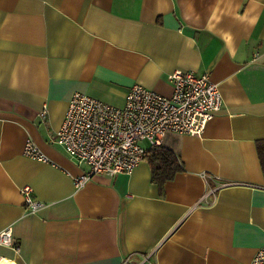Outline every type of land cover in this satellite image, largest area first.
<instances>
[{
    "label": "crops",
    "instance_id": "crops-1",
    "mask_svg": "<svg viewBox=\"0 0 264 264\" xmlns=\"http://www.w3.org/2000/svg\"><path fill=\"white\" fill-rule=\"evenodd\" d=\"M176 69L222 93L200 135L164 137L182 169L160 188L144 158L75 189L88 165L51 141L72 93L119 107L134 84L170 96ZM27 139L52 163L25 156ZM259 146L264 0H0V229L19 246L0 244V264H249L264 245Z\"/></svg>",
    "mask_w": 264,
    "mask_h": 264
},
{
    "label": "built area",
    "instance_id": "built-area-1",
    "mask_svg": "<svg viewBox=\"0 0 264 264\" xmlns=\"http://www.w3.org/2000/svg\"><path fill=\"white\" fill-rule=\"evenodd\" d=\"M259 56L254 55V59ZM173 87L165 96L141 84H134L125 94L123 106H114L86 93H72L60 127L51 141L60 145L69 157L86 163L88 170L73 177L79 189L95 174L116 176L131 174L147 149L160 146L169 132L200 135L207 122L222 107V93L209 74L176 69L167 76ZM47 104L39 111L45 121ZM142 143H146L144 146ZM22 153L30 158L52 163V160L27 139ZM204 180L213 175L202 173ZM234 184V183H221ZM26 210L35 212L44 202L32 196L28 184L20 187ZM12 225L0 229V244L16 251ZM124 264V262L122 263ZM249 264H264V245L259 246Z\"/></svg>",
    "mask_w": 264,
    "mask_h": 264
},
{
    "label": "trees",
    "instance_id": "trees-1",
    "mask_svg": "<svg viewBox=\"0 0 264 264\" xmlns=\"http://www.w3.org/2000/svg\"><path fill=\"white\" fill-rule=\"evenodd\" d=\"M144 158H147L150 164L152 181L160 188L182 169L178 156L171 149L161 145L147 149ZM259 159L262 169H264V148L261 146H259Z\"/></svg>",
    "mask_w": 264,
    "mask_h": 264
}]
</instances>
